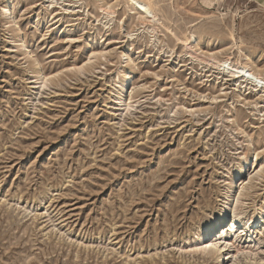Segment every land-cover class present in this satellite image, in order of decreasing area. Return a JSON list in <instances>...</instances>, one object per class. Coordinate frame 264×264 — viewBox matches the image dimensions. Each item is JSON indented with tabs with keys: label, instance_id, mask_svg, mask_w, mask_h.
I'll list each match as a JSON object with an SVG mask.
<instances>
[{
	"label": "rangeland",
	"instance_id": "374dc122",
	"mask_svg": "<svg viewBox=\"0 0 264 264\" xmlns=\"http://www.w3.org/2000/svg\"><path fill=\"white\" fill-rule=\"evenodd\" d=\"M0 264H264L257 0H0Z\"/></svg>",
	"mask_w": 264,
	"mask_h": 264
},
{
	"label": "bare ground",
	"instance_id": "6f19581e",
	"mask_svg": "<svg viewBox=\"0 0 264 264\" xmlns=\"http://www.w3.org/2000/svg\"><path fill=\"white\" fill-rule=\"evenodd\" d=\"M257 2L259 3V5L261 6V7H263L264 8V2H261V1H258L257 0ZM248 76H251V74L249 73L248 74ZM47 80V79H46ZM220 223V224H219ZM224 223H225V220H224V218H222V220L221 221H219L217 224H219V227L220 226H222V225H224ZM262 223V217H257V218H251V219H249V220H247V223H246V228H248V227H250V229L251 228H256V227H258L259 226V224H261ZM216 225V224H215ZM248 226V227H247ZM210 245H214L215 247L217 246L216 244H214V243H211ZM207 246V245H206ZM211 248V249H216V248ZM209 248V247H208ZM204 250V249H203ZM213 251V250H212ZM227 261H228V258L226 259ZM227 263H229V261L227 262Z\"/></svg>",
	"mask_w": 264,
	"mask_h": 264
},
{
	"label": "snow or ice",
	"instance_id": "6c2138e0",
	"mask_svg": "<svg viewBox=\"0 0 264 264\" xmlns=\"http://www.w3.org/2000/svg\"><path fill=\"white\" fill-rule=\"evenodd\" d=\"M208 247H209V248H214L215 246H214V245H209Z\"/></svg>",
	"mask_w": 264,
	"mask_h": 264
},
{
	"label": "crops",
	"instance_id": "0c3cea01",
	"mask_svg": "<svg viewBox=\"0 0 264 264\" xmlns=\"http://www.w3.org/2000/svg\"><path fill=\"white\" fill-rule=\"evenodd\" d=\"M258 1L264 2V0H258Z\"/></svg>",
	"mask_w": 264,
	"mask_h": 264
}]
</instances>
